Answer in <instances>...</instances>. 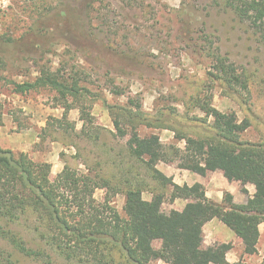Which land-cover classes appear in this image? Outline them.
<instances>
[{"label": "trees", "instance_id": "16d2710c", "mask_svg": "<svg viewBox=\"0 0 264 264\" xmlns=\"http://www.w3.org/2000/svg\"><path fill=\"white\" fill-rule=\"evenodd\" d=\"M213 4L264 46V0ZM201 39L211 61L212 81L228 95H249L251 82L244 68L224 56L207 36ZM81 81L47 69L33 82L13 83L17 94L46 89L71 101L81 123L71 139L92 149L83 156L77 142H71L77 151L74 158H81L84 169L65 164L51 179L50 164L0 148V264H245L227 261L230 244L204 247L203 228L214 219L241 241L244 254L257 253L259 225L264 221V143L242 139L250 128L247 119L216 109L211 94L202 90L186 102L185 116L172 111L146 114L136 99H128L125 106L106 105L114 128L108 131L94 124L89 103L96 97ZM63 109L62 117L52 118L47 128L56 125L67 135L75 132V124L67 119L70 105ZM192 109L203 118H189ZM183 117L196 122L201 134L180 132L177 118ZM140 127L170 129L184 147L170 144L164 150L157 134L141 136ZM103 135L114 145L102 141ZM173 161L177 168L201 177L221 172L228 181L238 182L243 194H248L246 185H252L254 193L245 203H235L230 193L214 202L202 184L179 186L156 169L159 163ZM144 176L155 186L149 187ZM97 190L104 192L101 200L95 198ZM148 190L150 201L142 198ZM167 191L171 200L187 201L181 211L162 212ZM117 195L124 196V216L112 205Z\"/></svg>", "mask_w": 264, "mask_h": 264}, {"label": "rangeland", "instance_id": "374dc122", "mask_svg": "<svg viewBox=\"0 0 264 264\" xmlns=\"http://www.w3.org/2000/svg\"><path fill=\"white\" fill-rule=\"evenodd\" d=\"M213 1L0 0V148L50 164L51 179L65 164L84 169L81 158H74L77 151L71 142H77L83 156L92 147L71 139L81 130L79 112L71 101L46 89L25 94L14 91L13 83L33 82L41 70L47 69L82 80L81 85L96 97L89 103L94 124L108 131L114 132V128L106 105L125 106L128 99H136L146 114L172 111L184 115L189 98L207 90L213 107L249 121L243 140L264 143V46ZM203 36L248 73L249 95H228L212 81ZM115 91L119 95L113 94ZM66 105L71 108L67 119L75 124V132L68 131L67 135L56 125L47 128L52 118L62 117ZM188 116L204 115L192 109ZM177 120L180 132L201 134L196 122L185 117ZM175 133L170 129L139 128L141 136L157 134L164 150L170 144L184 147L175 139ZM102 141L114 145L110 136L103 135ZM156 169L179 186H192L201 180L205 195L209 193L210 200L217 203L225 193H233L234 202L242 198L246 202L254 193V187L246 185L248 194H243L241 185L228 181L221 172L201 177L177 168L175 161L159 163ZM144 177L149 187L155 186ZM103 196L102 190L95 192L97 200ZM142 198L150 201L152 194L145 191ZM186 203L171 200L167 191L161 210L181 211ZM112 205L124 216L123 195L115 196ZM203 234L204 247L230 244L232 248L226 255L230 261L264 264L263 228L254 255L244 254L241 241L217 219L204 226ZM159 246L154 243L155 248Z\"/></svg>", "mask_w": 264, "mask_h": 264}, {"label": "crops", "instance_id": "0c3cea01", "mask_svg": "<svg viewBox=\"0 0 264 264\" xmlns=\"http://www.w3.org/2000/svg\"><path fill=\"white\" fill-rule=\"evenodd\" d=\"M196 183H200V184H201V180H197ZM232 195H233V193H232ZM206 197H207L208 199H211L210 196H209V193H207V192H206ZM215 201H216V200H215ZM244 202H245V199H244V198H242L241 200H235V203H244ZM207 224H208V223H207ZM207 224H206V225H207ZM206 225H205V227H206ZM262 228L264 229V222L259 226V232H260V233H261ZM226 259H227V258H226ZM227 261H228L229 263H235L234 260H233V261H230V260L227 259Z\"/></svg>", "mask_w": 264, "mask_h": 264}]
</instances>
